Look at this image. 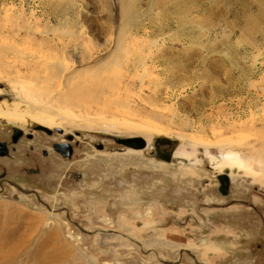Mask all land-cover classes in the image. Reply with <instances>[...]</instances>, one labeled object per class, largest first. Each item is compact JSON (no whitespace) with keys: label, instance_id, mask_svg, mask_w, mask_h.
I'll list each match as a JSON object with an SVG mask.
<instances>
[{"label":"rangeland","instance_id":"obj_1","mask_svg":"<svg viewBox=\"0 0 264 264\" xmlns=\"http://www.w3.org/2000/svg\"><path fill=\"white\" fill-rule=\"evenodd\" d=\"M153 1L135 6L153 35L117 57L130 0H0V135L73 148L10 170L0 264H264V0ZM199 5L207 22H179Z\"/></svg>","mask_w":264,"mask_h":264},{"label":"bare ground","instance_id":"obj_2","mask_svg":"<svg viewBox=\"0 0 264 264\" xmlns=\"http://www.w3.org/2000/svg\"><path fill=\"white\" fill-rule=\"evenodd\" d=\"M137 1L138 0H130V2H129V4H127V5H125L124 6V9H123V15H122V20H123V23H122V28L120 29V31H119V39L117 40V43H116V50H115V54L117 55H119L120 54V52H122L123 50H125V49H128V47L131 45V41L129 40V39H133V38H135L136 36H138L140 33H141V29L143 28L144 29V34L145 35H147V37H151V35H153V31H151V29H150V27H148L147 26V24H144L143 23V19L142 20H140L139 19V16L138 15H136V13H135V6L137 7ZM140 1V0H139ZM150 1V0H149ZM183 0H175V2H172L171 4H167V2H166V0H156V1H153L154 3H152L151 5L154 7L155 6V8L156 7H159V8H161V10L162 9H166L167 11L169 10V9H172V10H177V9H181L182 8V6H183V2H182ZM187 1V0H186ZM192 1V0H191ZM185 2V1H184ZM188 2V1H187ZM169 3H170V1H169ZM193 3H195V2H193ZM185 4V3H184ZM189 4V3H188ZM152 7V8H153ZM158 8V9H159ZM203 7L202 6H192V7H190V6H188V8L186 7L185 9H184V11H182V13H180L179 15H180V19H179V22H182V23H184V24H190V23H186V21H188L189 19H191L192 20V18L194 19V17H199V15H202L203 16V20H208V18H211V14L209 13V12H205V10H203L202 9ZM151 9V8H150ZM154 10V9H153ZM156 10V9H155ZM171 10V11H172ZM164 11V10H163ZM177 11H179V10H177ZM161 11H159L158 10V13H160ZM168 12H170V11H168ZM164 13H165V11H164ZM172 13H173V11H172ZM178 13V12H177ZM150 14V13H149ZM163 14V13H162ZM178 15V14H177ZM210 15V16H209ZM163 17H164V15H163ZM163 17H161V18H163ZM160 18V17H159ZM245 20H246V18H245ZM196 22V21H195ZM207 22V21H206ZM192 23H194L193 21H192ZM203 23H204V21H203ZM207 24V23H206ZM190 26V25H189ZM164 27V26H163ZM200 27V26H199ZM203 27V26H202ZM207 27L209 28V29H213L214 27H215V25L212 23V24H207ZM227 27H228V29H235V24H233V22H228L227 23ZM183 28H185V26L183 27ZM189 28V27H188ZM201 28V27H200ZM206 28V27H205ZM206 30H207V28H206ZM127 33H128V36H127ZM234 33V32H233ZM118 38V37H117ZM129 38V39H128ZM186 37H183V38H178V41L180 42H182V43H186L189 39H185ZM165 40V39H164ZM163 40V41H164ZM193 40V39H192ZM138 41V40H137ZM154 43H157V41H154L153 42V44ZM194 43V42H193ZM139 44V43H138ZM159 45V44H158ZM155 46V45H154ZM118 55H117V57H118ZM121 55V54H120ZM119 55V56H120ZM121 58V57H120ZM119 58V59H120ZM152 61L155 63H153L154 65H155V67H160L161 66V63L164 61H161V59H157L156 60V58H155V60L153 59V57H152ZM118 58H116V62L115 63H113V64H109V66H111V68H109V66L107 67L108 69H112L115 65H117V66H119V64H118ZM165 62V61H164ZM139 63H140V60H139ZM152 63V62H151ZM113 65V66H112ZM165 65V64H164ZM163 67V66H162ZM116 68V67H115ZM108 69L107 70H105V72L106 71H108ZM118 69V68H117ZM56 70H57V75L56 76H54L53 78H60L61 76H63V73L65 72V70H66V68L64 67H60V66H57L56 67ZM104 70H102V72H103ZM112 71V70H111ZM116 71V70H115ZM110 72V71H109ZM98 76H96V77H98V80L97 81H99L100 80V78H101V76H100V74H97ZM116 75V74H115ZM52 78V79H53ZM51 79V80H52ZM96 81V82H97ZM101 81H104V82H102V83H98L100 86H106V85H108L109 87H111V85H112V81L111 80H105V79H103L102 78V80ZM52 83L54 82V81H51ZM87 85V84H86ZM88 85H90V84H88ZM81 88V87H80ZM82 89L84 90V91H86V92H89V87L88 86H85V85H82ZM115 92V91H114ZM16 113L13 111V112H11V113H7V112H3V111H1L0 110V118L1 117H3V116H8V115H10L11 117H14V116H16L15 115ZM18 117V116H17ZM15 118V117H14ZM96 124H99L100 126H101V128L104 130L105 129V127H107L106 129H108V130H111L112 128H114V127H117V128H119V124H117L116 126H115V124H109V125H104V124H101V123H99L98 121H96V122H94V121H88L87 122V125L90 127V128H93V126L94 125H96ZM85 125V124H84ZM98 126V125H97ZM122 127V126H121ZM154 128V129H153ZM120 129H124V130H126V131H129V130H133V131H135L136 130V128H134V126L133 125H124L122 128H120ZM150 129H152V130H157L159 133H166V131L165 130H163V129H161V128H156V127H152V128H150ZM123 130V131H124ZM193 138V137H192ZM197 138V137H196ZM190 139H191V137H190ZM194 139V138H193ZM192 139V140H193ZM189 140V139H188ZM201 140V139H200ZM199 140V141H200ZM203 141V140H202ZM204 142H206L205 140H204ZM208 145L209 144H211V145H215V146H222L223 145V143L221 142V141H219V142H212V141H208V142H206ZM196 144V143H195ZM202 145H203V143H202ZM210 145V146H211ZM49 215V214H48ZM57 219V216L55 215V214H50V216H49V218H48V221H47V223L48 224H52V223H54L55 221H57L56 220Z\"/></svg>","mask_w":264,"mask_h":264},{"label":"flooded vegetation","instance_id":"obj_3","mask_svg":"<svg viewBox=\"0 0 264 264\" xmlns=\"http://www.w3.org/2000/svg\"><path fill=\"white\" fill-rule=\"evenodd\" d=\"M0 110L7 113L13 112L1 108ZM37 126L38 130L46 132L45 136L41 135V137L44 142L48 143V145H44V148H41V151H38L34 146L38 145V142L33 144L37 138L33 132L25 133L22 129L16 127L12 133L0 135V192L3 191L2 188L5 184H10V170L24 172L25 167L19 166V163L28 161L31 166H35V168H31L32 170H27L28 172L41 173L40 166H36V164L39 165L38 163L42 162L41 157L48 158L51 154L69 157L72 154L73 148L69 143L64 140L55 141L50 139L54 136V133L49 128L47 130L39 128L42 125ZM36 153L42 156H37ZM34 163L36 164L34 165ZM28 166L30 165L28 164ZM12 185L23 188L18 182H12Z\"/></svg>","mask_w":264,"mask_h":264},{"label":"water","instance_id":"obj_4","mask_svg":"<svg viewBox=\"0 0 264 264\" xmlns=\"http://www.w3.org/2000/svg\"><path fill=\"white\" fill-rule=\"evenodd\" d=\"M39 128H42V129H45V130H47V128H45V127H42V126H40ZM143 144H141L140 146H142Z\"/></svg>","mask_w":264,"mask_h":264}]
</instances>
